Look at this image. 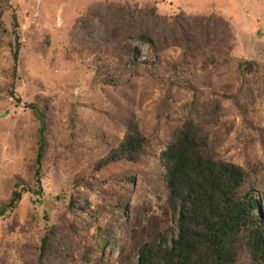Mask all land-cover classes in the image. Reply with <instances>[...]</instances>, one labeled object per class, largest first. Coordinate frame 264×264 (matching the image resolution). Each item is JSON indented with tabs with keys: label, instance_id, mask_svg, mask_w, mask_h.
<instances>
[{
	"label": "rangeland",
	"instance_id": "obj_1",
	"mask_svg": "<svg viewBox=\"0 0 264 264\" xmlns=\"http://www.w3.org/2000/svg\"><path fill=\"white\" fill-rule=\"evenodd\" d=\"M33 102L47 115L42 196ZM187 120L209 125L264 219V0H0V207L15 182L31 190L0 216V264H36L48 230L49 264H137L139 245L175 229L161 153ZM129 122L147 140L140 161L99 167Z\"/></svg>",
	"mask_w": 264,
	"mask_h": 264
},
{
	"label": "trees",
	"instance_id": "obj_2",
	"mask_svg": "<svg viewBox=\"0 0 264 264\" xmlns=\"http://www.w3.org/2000/svg\"><path fill=\"white\" fill-rule=\"evenodd\" d=\"M150 13L155 16L156 10L151 9ZM13 21L16 24L15 15ZM136 33L138 41L154 46L155 42L147 29L138 28ZM10 48L14 63L12 79L15 81L20 53L16 37ZM14 83L9 84L8 93L17 103H21L16 98ZM27 107L39 122L33 164V193L42 196L43 165L48 147L47 115L36 102ZM217 109L215 106V111ZM206 127L209 125H199L193 120L184 121L161 153L166 205L176 230L159 233L139 245L137 264H236L243 253L248 255L252 264H264V219L253 217V213L259 209L257 199L253 191L243 192L247 178L244 170L216 156ZM70 128L74 129L73 117ZM126 130L123 140L101 160L99 167L120 161H140L147 140L134 122H129ZM14 184L15 190L10 199L0 207V216L14 211L24 192L31 191L21 187L19 182ZM249 221L254 228L242 236L241 223ZM51 235L52 230H48L40 238L36 264H49L47 261H50L48 259L54 251Z\"/></svg>",
	"mask_w": 264,
	"mask_h": 264
}]
</instances>
